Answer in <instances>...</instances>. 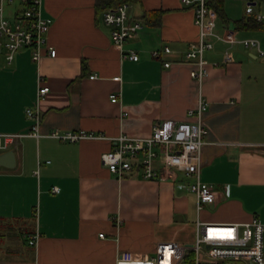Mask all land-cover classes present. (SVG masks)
Returning a JSON list of instances; mask_svg holds the SVG:
<instances>
[{
	"label": "crops",
	"instance_id": "0c3cea01",
	"mask_svg": "<svg viewBox=\"0 0 264 264\" xmlns=\"http://www.w3.org/2000/svg\"><path fill=\"white\" fill-rule=\"evenodd\" d=\"M218 1L219 14L208 5L213 30L228 29L235 41L212 37L204 52L200 177L217 199L197 212L194 194L177 186L189 179L144 178L136 165L118 176L100 159L121 133L144 136L158 119H188L198 98L184 56L198 35L194 4L131 0L130 19L142 26L116 45L102 20L105 0H42L41 14L52 19L46 45L55 55L34 61L25 47L7 62L0 54V132L28 131L25 109L40 112V135L18 137L8 147L14 166H0V264H114L122 250L153 254L160 241L192 242L197 218L243 222L256 215L264 224V59L241 42L256 38L264 50V26L234 23L248 17L247 4L261 10L264 0ZM19 6L6 3V15ZM153 11H161L156 21ZM129 49L136 60L122 56ZM225 50L230 61H223ZM39 85L48 91L36 101ZM53 130L103 137L61 140L47 135ZM191 207L195 218L187 221ZM34 232L37 243L29 245Z\"/></svg>",
	"mask_w": 264,
	"mask_h": 264
},
{
	"label": "built area",
	"instance_id": "2783aa9c",
	"mask_svg": "<svg viewBox=\"0 0 264 264\" xmlns=\"http://www.w3.org/2000/svg\"><path fill=\"white\" fill-rule=\"evenodd\" d=\"M11 1L0 0V54L10 62L19 49L27 47L34 61H38L45 52L49 56H54L55 48L46 45V32L52 19L41 14L42 0H19V8L8 16L4 8L6 3ZM181 1L186 5L194 4L193 21L198 27L197 39L190 41L184 52L185 60L192 63L189 75L197 83L198 98L195 106L187 110L188 119L156 120L147 135L134 136L121 133L113 137V147L101 153L100 159L110 172L118 176L128 173L132 166L136 165L141 169L144 178L163 181L182 176L189 179L188 182H178L177 186L185 187L194 194L198 212L204 203H213L217 199L216 191L200 177L201 150L205 133L202 112L206 108L201 89L207 73L204 52L211 48L212 37L227 43H233L235 39L228 29L221 34L214 32L215 21L209 14L207 0ZM130 13L131 6L126 1L105 8L102 13L103 23L110 27L111 40L116 45H121L129 35L142 26L141 21L130 19ZM245 13L264 24V9L255 10L251 4H247ZM241 42L245 47L255 48L257 55L264 59V50L256 38H245ZM164 50L168 51L169 48L164 46ZM157 54L156 50L152 51V55ZM122 56L132 60L138 58V54L131 49L122 51ZM230 60V54L225 50L223 61ZM163 64L168 66L170 62L165 61ZM93 76L94 74L90 75ZM114 78L119 79V76ZM47 91V85H39L36 101L43 98ZM109 97L111 101H117V93L112 92ZM25 113L32 119L29 130L0 132V152L8 149L18 137L40 135L38 107L37 109L27 107ZM47 135L69 141L103 137L84 130L64 132L53 130ZM57 190V186L52 187V191ZM263 228V222L256 215L243 222H214L197 218L192 242L160 241L157 242L153 254L137 255L122 250L114 264H264ZM38 235L37 232L30 234L27 239L28 244L35 245ZM99 235L102 236V233L100 232Z\"/></svg>",
	"mask_w": 264,
	"mask_h": 264
},
{
	"label": "trees",
	"instance_id": "16d2710c",
	"mask_svg": "<svg viewBox=\"0 0 264 264\" xmlns=\"http://www.w3.org/2000/svg\"><path fill=\"white\" fill-rule=\"evenodd\" d=\"M124 1L130 2L131 0H105L104 8L115 6L118 3H121ZM210 2H211V0H207V4L212 5L214 7V9L216 10V12L219 14L221 11V6H220L221 3L218 0H216L215 2H213V1L211 3ZM160 12L161 11H153L151 13L152 16H156V17H153V19H155V21L157 20ZM144 17H145L146 22H151V20L148 19L147 15H145ZM234 23H235L236 27H250L252 25L264 26V24L257 22L252 16H248L246 19L234 20Z\"/></svg>",
	"mask_w": 264,
	"mask_h": 264
},
{
	"label": "water",
	"instance_id": "95a60500",
	"mask_svg": "<svg viewBox=\"0 0 264 264\" xmlns=\"http://www.w3.org/2000/svg\"><path fill=\"white\" fill-rule=\"evenodd\" d=\"M15 159V151L12 148L0 152V166L13 167L15 164Z\"/></svg>",
	"mask_w": 264,
	"mask_h": 264
},
{
	"label": "rangeland",
	"instance_id": "374dc122",
	"mask_svg": "<svg viewBox=\"0 0 264 264\" xmlns=\"http://www.w3.org/2000/svg\"><path fill=\"white\" fill-rule=\"evenodd\" d=\"M185 189L187 190L188 194L192 196V194L190 193V191L187 188H185ZM194 209H195V207H193V208L191 207L189 209V211L186 213V215L185 216H182V218L185 219V220H187V221L194 219L195 218V211H194Z\"/></svg>",
	"mask_w": 264,
	"mask_h": 264
}]
</instances>
